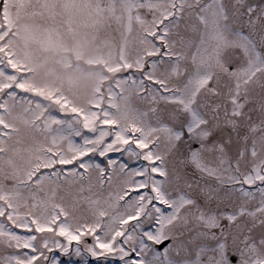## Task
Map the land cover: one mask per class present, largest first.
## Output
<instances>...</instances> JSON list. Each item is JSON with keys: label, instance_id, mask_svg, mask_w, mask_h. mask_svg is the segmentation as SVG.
Instances as JSON below:
<instances>
[{"label": "snow or ice", "instance_id": "6c2138e0", "mask_svg": "<svg viewBox=\"0 0 264 264\" xmlns=\"http://www.w3.org/2000/svg\"><path fill=\"white\" fill-rule=\"evenodd\" d=\"M0 264H264V0H0Z\"/></svg>", "mask_w": 264, "mask_h": 264}]
</instances>
